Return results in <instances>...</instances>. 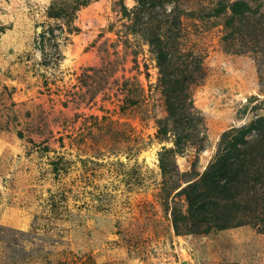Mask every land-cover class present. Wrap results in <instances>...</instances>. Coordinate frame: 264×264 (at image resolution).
I'll list each match as a JSON object with an SVG mask.
<instances>
[{"label": "rangeland", "instance_id": "obj_1", "mask_svg": "<svg viewBox=\"0 0 264 264\" xmlns=\"http://www.w3.org/2000/svg\"><path fill=\"white\" fill-rule=\"evenodd\" d=\"M217 1L91 0L72 21L50 15L53 0H0V264H264V213L199 233L177 232L172 217L224 132L246 125L238 148L264 150V109L243 114L264 99L257 31L232 20L225 41L228 17L186 13ZM176 10L181 54L167 64L176 76L190 51L204 72L167 87L150 38ZM253 17L264 23V0ZM169 96L183 100L176 116ZM254 165L245 192L229 194L232 215L236 199L264 205Z\"/></svg>", "mask_w": 264, "mask_h": 264}, {"label": "trees", "instance_id": "obj_2", "mask_svg": "<svg viewBox=\"0 0 264 264\" xmlns=\"http://www.w3.org/2000/svg\"><path fill=\"white\" fill-rule=\"evenodd\" d=\"M90 1L91 0H53V3L50 6L49 13L51 16L66 17L68 20L73 21V18L77 11L83 5L88 4ZM138 1L141 2L142 6L147 7V9H152L155 7L154 5H163L166 2H170L173 0ZM259 2L260 0H234L231 2L222 0L217 1L215 3V7H212L208 14L203 9L186 10V13L190 17H199L200 19H206L210 16L218 17L221 15L228 17V23L226 24L227 35L224 36L225 41L228 39V36L230 34L228 33V25L232 20L240 22V31H242L246 25H252V29H254L255 32L257 31L256 38L261 39L260 41H257V43L263 44L264 47V23H262V21L259 22V18L253 17L256 13V6L259 5ZM146 4L148 6H146ZM171 14L173 19L172 21L167 20L168 28L164 32L165 34L162 32H157L155 37L150 38L152 44L157 47L161 70L164 74L163 85L167 87L172 83L178 84L184 82V84H187V82L192 81L194 78L193 68L196 71H201L200 75H203L204 72V68L202 66L203 62L198 60V64L196 66H193L195 61L191 56L190 51H187L186 53V59L183 62L184 64L182 65L184 66V68H180V72H178L176 76H174L175 71L171 70L170 68H173L174 66H170L167 64L169 60L168 58L171 55H176V53H178L176 51H173L170 47L175 48L177 47V45L179 46L180 39H182L183 37V34L181 32L182 12L176 10ZM139 19H143V17H140ZM174 29H176V32ZM230 37L234 38L232 34L230 35ZM197 57L201 58V56L199 55ZM175 68L177 70L179 67ZM182 76L183 78H181ZM139 88L141 92H143V89L141 87ZM182 101L183 100L179 99L178 97L169 96V98L167 99V104L169 112L172 116H176L178 114L176 110L177 107L180 108ZM261 109H264V99H260L254 95L248 98V102L243 108V114L246 115L250 110L259 111ZM177 117L183 118L184 114H179V116ZM245 128L246 125L224 132L219 144V150L216 151L206 170L202 174H200V177L198 179L188 183L177 192L181 193V195H185L187 203L185 212L182 208H180V206L178 207L174 205L172 208L173 222L177 232L181 231L184 225H189V227H192V229L190 230L191 233L224 230L239 225L240 219L246 215H260L264 213V205L262 204V202H256L255 207L254 200H251L247 197L246 199L242 200L236 199L233 202V204L235 202L238 203V201L241 202L240 204L238 203L240 207L237 205L235 206L237 209L235 213H237L240 208L243 210V213H239L237 214V216H235L236 214H231V206L229 202L232 199L229 198V194L236 195L239 193V188H242L243 185L247 183L249 171L253 164L264 166V158H262V154L264 155V150H240V148H238L237 145L239 143L240 137L247 133V130ZM239 131V134H235ZM237 135L240 136L238 137ZM183 144L184 141H182V138L177 137L176 149L179 148V151H183ZM255 154H257V156H255ZM260 154L261 156L259 157ZM258 157L259 162L256 163L255 161ZM169 168L164 165V161L162 160L163 176L167 178L166 181H168L169 176L172 174V171H170ZM242 189L243 192H245L246 188ZM249 207H252L257 211V213H254V211L252 214L246 213ZM183 212L184 214H182ZM260 219L261 223L264 224V217Z\"/></svg>", "mask_w": 264, "mask_h": 264}]
</instances>
